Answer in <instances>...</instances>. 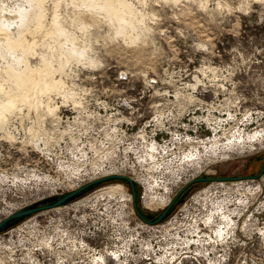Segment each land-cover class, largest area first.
Segmentation results:
<instances>
[{"label": "rangeland", "instance_id": "1", "mask_svg": "<svg viewBox=\"0 0 264 264\" xmlns=\"http://www.w3.org/2000/svg\"><path fill=\"white\" fill-rule=\"evenodd\" d=\"M9 13L0 221L112 175L152 219L103 181L0 234V264H264V165L247 179L264 163V0H0Z\"/></svg>", "mask_w": 264, "mask_h": 264}, {"label": "water", "instance_id": "2", "mask_svg": "<svg viewBox=\"0 0 264 264\" xmlns=\"http://www.w3.org/2000/svg\"><path fill=\"white\" fill-rule=\"evenodd\" d=\"M263 165L261 166L260 172L257 176L255 177H247V179H257L259 178L262 173H263ZM108 179H119V180H124L125 182H127L128 186L130 187L131 193L134 197V185L133 182L127 178V177H123V176H116V177H108V178H98L95 179L93 181H90L88 183H85L84 185H81L80 187H78L77 189L61 196L60 198L57 197H49L46 198L42 201L39 202H35L31 205H28L22 209H19L17 211H15L14 213H12L11 215L7 216L6 218H4L3 220L0 221V234L5 233L8 229H10L12 226H14L15 224H17L22 218L24 217H28L32 214H37L40 212H44V211H49L55 208H59L62 206H65L66 204H68L69 201H72L74 199H76L77 197L81 196L87 189H89L90 187H93L94 185H97L103 181H106ZM213 179L211 178H200V179H195V180H191L188 184H193V183H198V182H211ZM222 180V179H221ZM224 181H226V179H223ZM228 180V179H227ZM232 180V179H231ZM237 180V179H235ZM185 188H183L180 192L179 195L181 194V192L184 190ZM177 195V196H179ZM177 196L172 200V202L169 204V206L162 212V214L153 222L155 224H158L161 220H163L169 209L172 207V205L174 204L175 200L177 199ZM135 213L136 215L143 220L140 212L138 211L137 207L135 206ZM151 218V217H149Z\"/></svg>", "mask_w": 264, "mask_h": 264}, {"label": "bare ground", "instance_id": "3", "mask_svg": "<svg viewBox=\"0 0 264 264\" xmlns=\"http://www.w3.org/2000/svg\"><path fill=\"white\" fill-rule=\"evenodd\" d=\"M87 1V0H86ZM35 2H36V0H35ZM78 2V1H77ZM90 2V1H89ZM31 4V3H30ZM84 4V3H83ZM123 4V3H122ZM106 6H107V3H106ZM121 6V5H120ZM23 7H24V5H23ZM123 7H125V6H123ZM126 9V8H125ZM124 9V10H125ZM3 10V9H2ZM122 10V9H121ZM126 11V10H125ZM4 12V11H3ZM125 13V12H124ZM12 13H9V14H7V15H5L4 14V16L1 18V20H0V32L2 33V31H5L4 30V27L2 26L3 24L2 23H7L8 25H10V23L12 24V21L13 20H10V18L9 19H7V17H11V16H13V15H11ZM16 16V15H15ZM13 19V18H12ZM17 19V18H16ZM16 19H14V20H16ZM125 20V19H124ZM18 21H19V19H18ZM2 22V23H1ZM57 25V24H56ZM11 26V25H10ZM11 28V27H10ZM25 28V27H24ZM10 33H11V31H10ZM21 33V32H20ZM4 34V33H3ZM10 35V34H9ZM55 35V34H54ZM10 37H12V35L10 36ZM50 37V36H49ZM54 37V36H53ZM9 38V37H8ZM15 38V37H14ZM25 38V37H24ZM55 38V37H54ZM10 39H12V38H10ZM16 40V39H15ZM18 40V39H17ZM21 40V39H20ZM19 40V41H20ZM23 40H25V39H22V41ZM53 40V39H52ZM12 41V40H11ZM21 41V42H22ZM18 42V41H17ZM12 43H13V41H12ZM16 43V42H15ZM25 43V42H24ZM65 44H67V43H65ZM1 46H0V60H3L4 58H1V50H5V49H7V46H6V41H5V39L4 38H2V40H1V44H0ZM8 45H10V44H8ZM25 45V44H24ZM54 45V44H53ZM62 45V44H61ZM13 46V45H12ZM14 47V46H13ZM21 47H23V46H21ZM26 47V46H25ZM68 46H66V48H67ZM40 48V47H39ZM69 48V47H68ZM67 48V49H68ZM10 49V48H9ZM18 50V49H17ZM36 50H37V47H36ZM45 50V49H44ZM47 50V49H46ZM63 50V49H62ZM78 50V49H77ZM7 51V50H6ZM19 51H20V49H19ZM53 51H55V50H53ZM66 51V50H65ZM74 51V50H73ZM13 52V51H12ZM21 52V51H20ZM23 52V51H22ZM76 52V51H75ZM73 53V52H72ZM77 53V52H76ZM16 54H18V53H16ZM20 54V53H19ZM67 54V53H66ZM39 55V54H38ZM60 55V54H59ZM64 55H65V53H64ZM14 57H16L15 55H13ZM20 56H21V54H20ZM31 56V55H30ZM37 56V55H36ZM62 56V55H61ZM69 56H70V54H69ZM40 57H42V56H40ZM46 57V56H45ZM18 58V57H17ZM29 58V57H28ZM55 58V57H54ZM60 58V57H59ZM65 58H66V55H65ZM73 58V57H72ZM23 59H25V56H24V58ZM33 59V58H32ZM31 59V60H32ZM61 59V58H60ZM64 59V58H63ZM68 59V58H67ZM74 59V58H73ZM16 60V59H15ZM49 60V62H50V59H48ZM47 60V61H48ZM59 60V59H58ZM25 61V60H24ZM24 61H23V63H24ZM28 61V60H27ZM27 61H25V63L27 62ZM57 61V60H56ZM62 61H64V60H62ZM2 61H0V63H1ZM16 62V61H15ZM21 62V61H20ZM19 62V63H20ZM66 62V61H65ZM4 63V65H5V62H2V64ZM28 63V62H27ZM34 63V62H33ZM45 63V62H44ZM67 63V62H66ZM12 64V63H11ZM10 64V65H11ZM35 64V63H34ZM34 64H33V66H34ZM46 64V63H45ZM44 64V65H45ZM68 64V63H67ZM21 65H22V63H21ZM26 65V64H25ZM9 66V65H8ZM36 66V65H35ZM46 66V65H45ZM4 67V66H3ZM2 67V68H3ZM39 67V66H38ZM44 67V66H43ZM24 68H26V67H23V69ZM33 68V67H32ZM36 68H37V66H36ZM36 68H34V70L36 69ZM50 68V67H49ZM18 69V68H17ZM22 69V70H23ZM27 69H29V68H26V69H24V70H27ZM38 69V68H37ZM36 69V70H37ZM58 69V68H57ZM7 70H9V69H7ZM15 70V69H14ZM13 70V71H14ZM19 70V69H18ZM23 70V71H24ZM1 71V70H0ZM59 71V70H58ZM29 72V71H28ZM8 73V72H7ZM10 73V72H9ZM11 74V73H10ZM19 75H21V74H19ZM35 76V75H34ZM12 78H14V77H12ZM32 78H33V76H32ZM45 78V77H44ZM35 79V78H34ZM21 80V79H20ZM33 80V79H32ZM12 81H14V80H12ZM10 82V81H9ZM15 82H17L16 84L18 85V83H19V80L18 79H16L15 80ZM14 82V83H15ZM47 83V82H46ZM13 84V83H12ZM15 84V85H16ZM14 85V84H13ZM12 86V85H11ZM1 87V86H0ZM9 87V86H8ZM13 87H15V86H13ZM12 89H14V88H12ZM3 89H1L0 88V92L2 91ZM11 90V89H10ZM4 91V90H3ZM5 92V91H4ZM9 93V92H8ZM4 94V93H3ZM11 94V93H10ZM9 94V95H10ZM16 94V93H15ZM2 95V94H1ZM5 95V94H4ZM3 97V99H4V96H2ZM8 98V97H7ZM5 99H6V97H5ZM9 99V98H8ZM30 100V99H29ZM2 102L3 101H0V104H2ZM5 103V102H4ZM7 103L8 104H10V105H12L13 106V101L10 99V100H7V102H6V106H7ZM4 105V104H3ZM2 105V106H3ZM20 107V106H19ZM23 107V106H22ZM1 108V107H0ZM11 108V107H10ZM17 108V107H16ZM15 108V109H16ZM18 112V111H17ZM4 113V112H3ZM4 115H5V113H4ZM7 116V115H6ZM4 117V116H3ZM5 118V117H4ZM5 121V120H4ZM1 122V121H0ZM6 128V127H5ZM4 133V132H3ZM5 137V136H4ZM8 138V137H7ZM10 140V139H9ZM116 176H118V175H112V176H109V177H116ZM124 177V176H123ZM103 178H108V177H103ZM128 178V177H127ZM130 179V178H129ZM211 179H213V178H211ZM223 179H226V178H222V180ZM131 180V179H130ZM195 180V179H194ZM197 180V179H196ZM219 180H221V179H219ZM221 180V181H222ZM227 180V179H226ZM229 180V179H228ZM132 181V180H131ZM212 181H214V179L212 180ZM211 181V182H212ZM238 181V180H237ZM133 182V185H134V181H132ZM130 188V187H129ZM131 191V190H130ZM103 195V194H102ZM131 195H132V193H131ZM179 195V194H178ZM178 197V196H177ZM102 198V197H101ZM132 198H133V209L135 208V204H134V197H133V195H132ZM208 200V199H207ZM205 201V200H204ZM67 205H69V204H66L65 206H67ZM28 206V205H27ZM65 206H62V207H65ZM169 206V205H168ZM26 207V206H25ZM24 208V207H23ZM59 208H61V207H59ZM22 209V208H21ZM55 209H58V208H55ZM52 210H54V209H52ZM50 211V210H49ZM139 211V210H138ZM45 212V211H44ZM140 212V211H139ZM41 213V212H40ZM134 213H135V209H134ZM136 214V213H135ZM140 214H141V212H140ZM161 215V214H160ZM141 216H142V214H141ZM149 217H151V216H147V217H143L142 216V218H143V220H141L139 217V219L141 220V221H143V222H145V223H148L149 221H150V218ZM154 222V221H153ZM153 222H151V223H153ZM11 229V228H10ZM9 230V229H8ZM7 230V231H8Z\"/></svg>", "mask_w": 264, "mask_h": 264}, {"label": "trees", "instance_id": "4", "mask_svg": "<svg viewBox=\"0 0 264 264\" xmlns=\"http://www.w3.org/2000/svg\"><path fill=\"white\" fill-rule=\"evenodd\" d=\"M262 165V164H261ZM260 169H261V167H260ZM260 169H259V172H260ZM262 170H263V168H262ZM257 174H259V173H257ZM257 174L256 175H254V176H252V177H255V176H257ZM108 181H118V182H125L124 180H119V179H108V180H106V181H104V182H108ZM125 183H127V182H125ZM128 185V184H127ZM190 186V185H189ZM189 186H187L183 191H185V190H187V189H189ZM129 187V186H128ZM87 191V190H86ZM85 193V192H84ZM134 193H136L135 192V185H134ZM182 193V192H181ZM181 195V194H180ZM179 195V196H180ZM178 196V197H179ZM178 197H177V199H178ZM58 198V197H57ZM177 199L175 200V202H174V204L177 202ZM134 204H135V206H136V194H134ZM174 204L172 205V207L169 209V211H168V213H167V215H169L170 213H171V211H172V209H173V207H174ZM137 207V206H136ZM137 209L139 210V208L137 207ZM140 211V210H139ZM162 212H160V214H161ZM142 214V213H141ZM160 214H158V216L156 217V218H158L159 216H160ZM166 215V216H167ZM142 216L143 217H145V215H143L142 214ZM25 218V217H24ZM155 218V219H156ZM23 219V218H22ZM21 219V220H22ZM150 219H152V217L150 218ZM20 220V221H21Z\"/></svg>", "mask_w": 264, "mask_h": 264}, {"label": "built area", "instance_id": "5", "mask_svg": "<svg viewBox=\"0 0 264 264\" xmlns=\"http://www.w3.org/2000/svg\"><path fill=\"white\" fill-rule=\"evenodd\" d=\"M144 197H141V201H142V199H143ZM127 209V208H126ZM14 211H17V209H15ZM0 213H1V211H0ZM7 232H5V234H6Z\"/></svg>", "mask_w": 264, "mask_h": 264}, {"label": "flooded vegetation", "instance_id": "6", "mask_svg": "<svg viewBox=\"0 0 264 264\" xmlns=\"http://www.w3.org/2000/svg\"><path fill=\"white\" fill-rule=\"evenodd\" d=\"M199 183H202V182H199ZM195 184H197V183H195ZM185 187H187V186H185ZM185 187H184V188H185ZM180 198H181V197L179 196L178 199H180Z\"/></svg>", "mask_w": 264, "mask_h": 264}]
</instances>
